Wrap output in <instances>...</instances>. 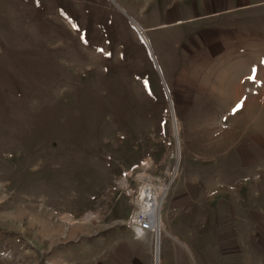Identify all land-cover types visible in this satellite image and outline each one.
<instances>
[{"label":"rangeland","instance_id":"rangeland-1","mask_svg":"<svg viewBox=\"0 0 264 264\" xmlns=\"http://www.w3.org/2000/svg\"><path fill=\"white\" fill-rule=\"evenodd\" d=\"M115 1L0 0V264H264V4Z\"/></svg>","mask_w":264,"mask_h":264},{"label":"built area","instance_id":"built-area-1","mask_svg":"<svg viewBox=\"0 0 264 264\" xmlns=\"http://www.w3.org/2000/svg\"><path fill=\"white\" fill-rule=\"evenodd\" d=\"M149 161L144 160L141 163V172L144 176L141 184L138 187L135 203L136 210L131 214L128 219V225L133 228L137 237L144 235L147 231L156 230L155 224L152 222V218L149 213V208L152 203V195L156 192L153 185L150 183L149 176L146 174Z\"/></svg>","mask_w":264,"mask_h":264},{"label":"bare ground","instance_id":"bare-ground-1","mask_svg":"<svg viewBox=\"0 0 264 264\" xmlns=\"http://www.w3.org/2000/svg\"><path fill=\"white\" fill-rule=\"evenodd\" d=\"M123 180L121 181L122 184H123ZM167 189H168L167 186H165V187H161L160 190H162V192H166ZM158 191L153 193V195H152V203H151V206L149 208L150 209L149 213H150V216L152 218V222L155 224V226L157 228V239L159 237L158 235H159L160 230H161L160 209H161V205H162V200L158 199V195H157Z\"/></svg>","mask_w":264,"mask_h":264},{"label":"water","instance_id":"water-1","mask_svg":"<svg viewBox=\"0 0 264 264\" xmlns=\"http://www.w3.org/2000/svg\"><path fill=\"white\" fill-rule=\"evenodd\" d=\"M119 9H121L124 13H125V15H127L128 17H129V19L131 20V22H132V24L135 26V28L141 33V34H143L144 33V31H143V29H142V27L138 24V22L134 19V18H131L126 12H125V10L123 9V8H121L118 4H117V2L115 1V0H111ZM144 37V41H145V43L149 46V43H148V41H147V37L146 36H143ZM150 47V46H149ZM150 51H151V48H150ZM151 54H152V57H153V59L155 60V62H156V59H155V56H154V54H153V52L151 51ZM156 65H158L157 64V62H156ZM160 71V70H159ZM161 77H162V79H163V76L161 75ZM163 82H164V80H163ZM164 86L166 87L165 89L167 90V93H168V95L170 96V92L168 91V89H167V86H166V84L164 83Z\"/></svg>","mask_w":264,"mask_h":264},{"label":"crops","instance_id":"crops-1","mask_svg":"<svg viewBox=\"0 0 264 264\" xmlns=\"http://www.w3.org/2000/svg\"><path fill=\"white\" fill-rule=\"evenodd\" d=\"M220 1V3H219ZM224 0H216V5L219 6V4L223 3ZM233 2V1H232ZM243 4L247 6L255 5L256 3L264 4V0H243ZM211 6V5H210ZM224 6V5H223ZM209 7V6H206Z\"/></svg>","mask_w":264,"mask_h":264},{"label":"snow or ice","instance_id":"snow-or-ice-1","mask_svg":"<svg viewBox=\"0 0 264 264\" xmlns=\"http://www.w3.org/2000/svg\"><path fill=\"white\" fill-rule=\"evenodd\" d=\"M255 71V70H254ZM250 78H254V77H250ZM243 106V102H241L240 104H237L236 108L233 109V111H238L241 107Z\"/></svg>","mask_w":264,"mask_h":264}]
</instances>
